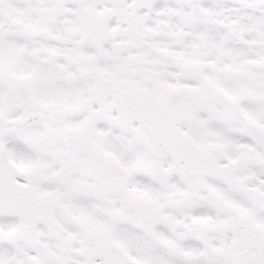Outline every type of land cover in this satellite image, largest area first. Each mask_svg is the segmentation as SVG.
I'll use <instances>...</instances> for the list:
<instances>
[{
	"label": "snow or ice",
	"instance_id": "obj_1",
	"mask_svg": "<svg viewBox=\"0 0 264 264\" xmlns=\"http://www.w3.org/2000/svg\"><path fill=\"white\" fill-rule=\"evenodd\" d=\"M0 264H264V0H0Z\"/></svg>",
	"mask_w": 264,
	"mask_h": 264
}]
</instances>
